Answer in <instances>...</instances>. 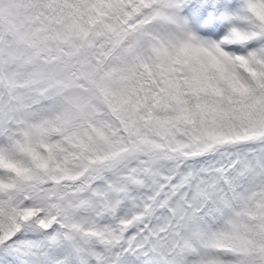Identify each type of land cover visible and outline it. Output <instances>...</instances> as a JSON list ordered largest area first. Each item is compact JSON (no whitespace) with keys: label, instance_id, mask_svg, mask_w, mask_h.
Instances as JSON below:
<instances>
[{"label":"snow or ice","instance_id":"1","mask_svg":"<svg viewBox=\"0 0 264 264\" xmlns=\"http://www.w3.org/2000/svg\"><path fill=\"white\" fill-rule=\"evenodd\" d=\"M0 264H264V0H0Z\"/></svg>","mask_w":264,"mask_h":264}]
</instances>
